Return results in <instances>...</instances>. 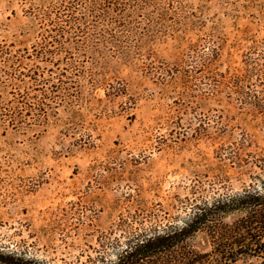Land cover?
<instances>
[{"label": "rangeland", "instance_id": "374dc122", "mask_svg": "<svg viewBox=\"0 0 264 264\" xmlns=\"http://www.w3.org/2000/svg\"><path fill=\"white\" fill-rule=\"evenodd\" d=\"M261 180L264 0H0V244L109 264Z\"/></svg>", "mask_w": 264, "mask_h": 264}, {"label": "trees", "instance_id": "16d2710c", "mask_svg": "<svg viewBox=\"0 0 264 264\" xmlns=\"http://www.w3.org/2000/svg\"><path fill=\"white\" fill-rule=\"evenodd\" d=\"M203 233L209 253L192 241ZM124 250L109 264H235L264 260V180L256 188L197 205L183 225L126 237ZM0 264H43L0 244Z\"/></svg>", "mask_w": 264, "mask_h": 264}]
</instances>
